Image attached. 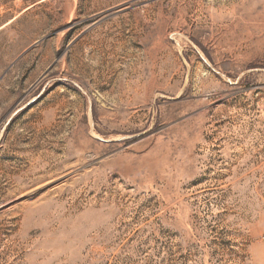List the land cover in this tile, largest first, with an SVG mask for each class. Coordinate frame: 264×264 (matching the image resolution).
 Segmentation results:
<instances>
[{"label":"rangeland","instance_id":"obj_1","mask_svg":"<svg viewBox=\"0 0 264 264\" xmlns=\"http://www.w3.org/2000/svg\"><path fill=\"white\" fill-rule=\"evenodd\" d=\"M0 264H264V0H0Z\"/></svg>","mask_w":264,"mask_h":264}]
</instances>
